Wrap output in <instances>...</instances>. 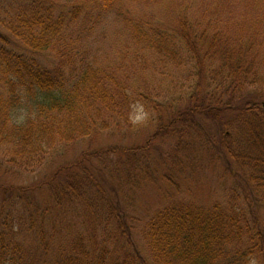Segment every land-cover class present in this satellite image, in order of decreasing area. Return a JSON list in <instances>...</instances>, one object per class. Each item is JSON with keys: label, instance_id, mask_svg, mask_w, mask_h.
Instances as JSON below:
<instances>
[{"label": "trees", "instance_id": "16d2710c", "mask_svg": "<svg viewBox=\"0 0 264 264\" xmlns=\"http://www.w3.org/2000/svg\"><path fill=\"white\" fill-rule=\"evenodd\" d=\"M122 1L125 0L3 3L5 16L9 17L3 27L20 40L23 48L34 53L50 52L60 60V68L49 71L35 60L14 53L8 48L6 37L0 36V144L7 147V157L19 168H29L59 145L105 129L103 122L107 118L114 121L126 117L129 102L135 98L128 92L127 79L118 77L116 70L101 66L95 56H88L86 46L88 34L95 29L94 23L97 25L95 19L102 20ZM127 26L142 52L168 61H175L186 52L191 56L187 64L201 69L199 75L203 74L188 107L171 115L168 123L160 121L156 135H167L174 144L178 141L177 145L188 134L196 135L203 146L209 140V155L221 164L229 159L239 163L242 181L261 194L258 210L247 201L246 209L231 203L214 204L208 209L172 206L156 212L142 230L150 260L153 264H264V232L259 218L264 206V76L255 70L256 57L242 47L232 50L223 32L215 31L210 40L182 19L180 40L161 28L131 21ZM249 59L251 62L246 63ZM214 63L221 64L217 70L212 69ZM205 82L203 89L200 84ZM202 118L218 123L209 138L203 135L207 130ZM187 146L193 143H186ZM79 183L72 175L55 192L63 201L65 196L71 200L74 195L84 199L89 189L86 186L84 191L81 188L74 192ZM98 202L96 193L95 200L88 199L89 209L95 211ZM24 204V221L31 230L37 229L41 246L48 252L42 227L49 213L31 203ZM6 205L0 203V264H34L28 251L10 235L13 226L8 225L15 219L12 211L4 210ZM100 205L99 214L96 210L88 218L96 228L109 214L115 216L102 211L106 207L113 209L111 204ZM126 221L120 220L115 228L130 236L123 227ZM96 233L87 240L89 246L86 242L82 245L83 238L76 239L71 253L54 264H150L119 239H114L113 244L109 230L102 235L103 240L96 238Z\"/></svg>", "mask_w": 264, "mask_h": 264}, {"label": "rangeland", "instance_id": "374dc122", "mask_svg": "<svg viewBox=\"0 0 264 264\" xmlns=\"http://www.w3.org/2000/svg\"><path fill=\"white\" fill-rule=\"evenodd\" d=\"M7 1L10 0H0V36L6 37L8 48L35 60L44 69H59L60 60L55 54L28 52L3 27L9 20L4 10ZM181 19L196 27L204 38L211 40L215 31H221L232 50L242 47L247 53L252 51L255 70L264 76V0H125L102 20L95 19L97 25L93 22L95 29L86 41L88 56H95L101 66H108L118 72V77L127 79L128 92L135 97L126 109L127 118L124 115L119 120L105 119V129L57 146L29 168L13 164L7 157V147L0 144V203L6 202L4 210L14 213L15 220L8 225L13 226L10 235L28 251L34 264H54L71 253L76 239L83 238L82 245L86 242L89 246L87 240L96 232V238L103 240L102 235L108 230L113 244L114 239H119L131 252L153 264L142 230L156 212L172 206L208 209L214 204L231 203L246 209L247 201L259 209L261 194L246 180L242 181L239 163L230 159L218 162L209 155V140L203 146L196 135H185L181 143L193 146L184 149L167 135H156L160 121L168 123L171 115L188 107L203 74L199 75L201 69L187 64L191 56L186 52L175 61L142 52L134 44L127 25L131 21L161 28L180 40ZM250 62L249 59L246 63ZM220 65L214 63L212 69L217 70ZM206 66L209 68V62ZM200 86L204 89L206 82ZM202 121L207 130L203 135L209 138V132H214L218 123L206 118ZM72 175L80 182L74 192L81 188L84 191L86 186L89 191L84 199L74 195L71 200L65 196L63 201L55 188L65 185ZM96 193L97 214L103 206L100 204L109 203L113 209L106 207L102 211L115 215L109 214L106 226L103 223L97 228L88 220L89 215L96 213L94 208L89 209L88 199L95 200ZM25 202L49 213L44 227L41 226L46 232L48 252L41 246L37 229L31 230L24 221ZM259 218L264 232V206ZM120 220H127L123 227L130 236L115 228Z\"/></svg>", "mask_w": 264, "mask_h": 264}]
</instances>
